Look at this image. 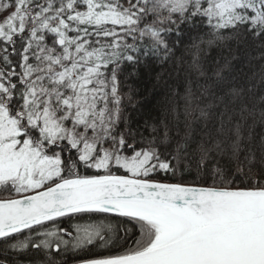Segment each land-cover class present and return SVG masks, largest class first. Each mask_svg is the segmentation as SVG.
<instances>
[{
	"label": "snow or ice",
	"instance_id": "6c2138e0",
	"mask_svg": "<svg viewBox=\"0 0 264 264\" xmlns=\"http://www.w3.org/2000/svg\"><path fill=\"white\" fill-rule=\"evenodd\" d=\"M189 27L209 45L264 46V0H0L5 258L35 248L45 264L68 252L76 264H264L255 85L217 69L200 97L186 91L183 133L161 122L146 136L125 112L126 67L169 59Z\"/></svg>",
	"mask_w": 264,
	"mask_h": 264
},
{
	"label": "trees",
	"instance_id": "16d2710c",
	"mask_svg": "<svg viewBox=\"0 0 264 264\" xmlns=\"http://www.w3.org/2000/svg\"><path fill=\"white\" fill-rule=\"evenodd\" d=\"M173 39L177 42L174 54L169 59L154 58L135 69L128 66L121 75V91L127 94L125 112L133 128H138L147 136L151 132L152 125H160L164 122L170 127L180 125L183 133L186 91L191 89L195 97H200L205 88L214 85L216 79L214 73L219 68L224 69L223 75L228 81H232L234 77L237 83L245 86L255 85L248 95L252 103L260 107L259 97L264 95V80H261L259 75L260 57L264 53V46L259 41L249 39L238 44L235 40H228L209 45L207 43L209 37L205 36L204 30L191 27L185 28L179 36H173ZM194 61L200 64L204 75L194 67ZM253 72L257 75L250 80ZM227 86V83L221 85V87ZM128 96L131 97L130 101ZM198 102L193 98V104ZM204 103H208V100L205 99ZM197 131H202L199 125ZM262 137H264V123L260 122L257 114V120L252 128V146L257 154ZM131 242L129 239V244ZM8 251L10 255L6 258L0 253V260L6 259L7 264H45L48 258L44 252L35 248ZM63 256L66 264H75L78 259L72 252L64 253Z\"/></svg>",
	"mask_w": 264,
	"mask_h": 264
},
{
	"label": "water",
	"instance_id": "95a60500",
	"mask_svg": "<svg viewBox=\"0 0 264 264\" xmlns=\"http://www.w3.org/2000/svg\"><path fill=\"white\" fill-rule=\"evenodd\" d=\"M76 264V263H75Z\"/></svg>",
	"mask_w": 264,
	"mask_h": 264
}]
</instances>
